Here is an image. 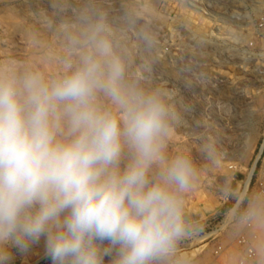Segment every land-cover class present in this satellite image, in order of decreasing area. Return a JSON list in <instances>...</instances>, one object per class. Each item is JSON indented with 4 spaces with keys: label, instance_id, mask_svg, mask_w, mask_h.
Instances as JSON below:
<instances>
[{
    "label": "rangeland",
    "instance_id": "obj_1",
    "mask_svg": "<svg viewBox=\"0 0 264 264\" xmlns=\"http://www.w3.org/2000/svg\"><path fill=\"white\" fill-rule=\"evenodd\" d=\"M101 22L125 86L161 93L175 113L165 157L185 155L194 168L177 194L186 230L152 264H238L240 239L256 251L245 264H255L264 255V0H0V71L70 74ZM94 103L122 115L102 91ZM128 159L125 150L121 167ZM13 253V264H49L43 241Z\"/></svg>",
    "mask_w": 264,
    "mask_h": 264
},
{
    "label": "clouds",
    "instance_id": "obj_2",
    "mask_svg": "<svg viewBox=\"0 0 264 264\" xmlns=\"http://www.w3.org/2000/svg\"><path fill=\"white\" fill-rule=\"evenodd\" d=\"M106 32L90 29V50L62 77L0 71V264L41 241L49 264H104L113 253L111 264H152L186 230L177 194L193 164L163 153L175 113L161 93L125 86ZM99 91L119 118L95 105Z\"/></svg>",
    "mask_w": 264,
    "mask_h": 264
},
{
    "label": "built area",
    "instance_id": "obj_3",
    "mask_svg": "<svg viewBox=\"0 0 264 264\" xmlns=\"http://www.w3.org/2000/svg\"><path fill=\"white\" fill-rule=\"evenodd\" d=\"M251 218H252L251 214L246 215V217L244 218L245 227L247 229L251 228V224H252ZM242 240H244V239L239 240L240 244L242 245V248L240 249V251L238 250L239 256H240V259L238 260V264H245L247 262L246 260H251L256 256V251H255L254 247L252 245H250L248 242H246V240H244V241H242ZM221 250L222 249L220 247H217V248H215L213 254L217 255L218 253H221Z\"/></svg>",
    "mask_w": 264,
    "mask_h": 264
},
{
    "label": "bare ground",
    "instance_id": "obj_4",
    "mask_svg": "<svg viewBox=\"0 0 264 264\" xmlns=\"http://www.w3.org/2000/svg\"><path fill=\"white\" fill-rule=\"evenodd\" d=\"M251 171V170H250ZM250 171L247 173V176H246V181H245V186H246V184H247V182H248V180H249V178H250ZM232 213H233V210H231L230 212H229V214H228V218H231V216H232ZM198 239H200V238H196V240H198ZM195 240V239H194ZM259 243H260V241H259ZM257 247H258V245H257ZM255 249V248H254Z\"/></svg>",
    "mask_w": 264,
    "mask_h": 264
},
{
    "label": "crops",
    "instance_id": "obj_5",
    "mask_svg": "<svg viewBox=\"0 0 264 264\" xmlns=\"http://www.w3.org/2000/svg\"><path fill=\"white\" fill-rule=\"evenodd\" d=\"M214 263H218V262L215 261ZM247 264H254V263H247ZM255 264H264V255L261 256L259 255V258L257 257Z\"/></svg>",
    "mask_w": 264,
    "mask_h": 264
}]
</instances>
